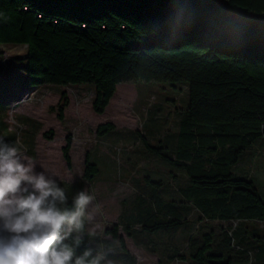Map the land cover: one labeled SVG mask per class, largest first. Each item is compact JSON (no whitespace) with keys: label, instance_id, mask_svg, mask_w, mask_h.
<instances>
[{"label":"trees","instance_id":"1","mask_svg":"<svg viewBox=\"0 0 264 264\" xmlns=\"http://www.w3.org/2000/svg\"><path fill=\"white\" fill-rule=\"evenodd\" d=\"M4 45L27 47L23 71L33 87H93L98 115L122 84L187 86L188 106L176 132L168 131L156 147L145 143L149 154L182 171L173 176L178 199L162 196L169 183L144 178L142 193L122 203L119 223L106 231L118 241L119 253L109 257L120 256L116 264H138L120 228L159 254V264L264 261V239L248 236L249 225L264 224V195L257 180L234 172L243 155L255 150V157L264 147L258 142H264V0H0ZM68 105L64 92L51 110L63 121ZM115 129L105 124L97 133ZM70 149L67 139L63 156L69 167ZM99 174L87 156L73 195ZM182 178L184 185L178 183ZM193 216L199 226L186 247L160 242V236L170 239L186 229ZM212 224L223 233H203ZM86 245L95 249L87 234L78 254Z\"/></svg>","mask_w":264,"mask_h":264},{"label":"rangeland","instance_id":"2","mask_svg":"<svg viewBox=\"0 0 264 264\" xmlns=\"http://www.w3.org/2000/svg\"><path fill=\"white\" fill-rule=\"evenodd\" d=\"M26 54V46H0V137L10 144H16L25 155L33 158L37 163V171L44 170L47 175L56 178L60 185L65 184L70 197L75 185L83 179L85 161L89 156L99 166L100 174L92 185L85 184V189L95 195L94 205L99 204L101 211L91 224H86V233L90 228L94 229L95 236L91 237V244L95 248H111L118 254V241H114L106 231L113 230L119 223L122 203L134 200L138 193H142L139 186H142L145 177L169 183L171 188L162 192V196L178 199L177 192L173 190L178 188L173 176H179L182 171L149 154L145 143L156 147L168 131L176 132L183 111L188 106L187 86H182L184 83L122 84L118 86L106 112L98 115L92 108L95 90L91 86L29 85L23 71ZM64 92L69 105L61 121L57 112L51 109L59 105ZM105 124H113L116 129L99 136L97 130ZM67 139L71 140L70 167L63 156ZM254 152L249 151L248 155ZM258 153L263 154L264 170V147ZM261 177L264 195L263 172ZM178 183L184 185L185 178ZM190 221L187 228L173 238L160 236V242L186 247V238L195 235V229L199 226L196 216ZM223 227L229 229L231 225L223 224ZM237 227L238 224H234L233 231ZM248 227L250 238L260 235L264 239V224ZM210 232L216 236L223 233L218 224L203 228V233ZM118 235L125 241L127 251L136 258L138 264H159L161 256L137 244L123 228L118 229ZM141 239L148 243V238ZM261 246H264L263 242ZM114 260L118 263L120 256ZM256 261V264H264L259 258ZM171 264L190 263L178 261Z\"/></svg>","mask_w":264,"mask_h":264},{"label":"clouds","instance_id":"3","mask_svg":"<svg viewBox=\"0 0 264 264\" xmlns=\"http://www.w3.org/2000/svg\"><path fill=\"white\" fill-rule=\"evenodd\" d=\"M18 143V142H17ZM86 189L69 200L57 179L0 137V264H116L113 249L85 245L100 213Z\"/></svg>","mask_w":264,"mask_h":264},{"label":"crops","instance_id":"4","mask_svg":"<svg viewBox=\"0 0 264 264\" xmlns=\"http://www.w3.org/2000/svg\"><path fill=\"white\" fill-rule=\"evenodd\" d=\"M263 154H256L255 157L252 155H243L238 164L234 167V172L240 176L247 178H254L257 180V187L261 188L260 181L262 179L261 173H264L263 170ZM262 191V190H261Z\"/></svg>","mask_w":264,"mask_h":264}]
</instances>
